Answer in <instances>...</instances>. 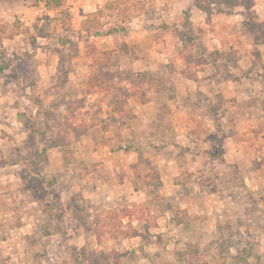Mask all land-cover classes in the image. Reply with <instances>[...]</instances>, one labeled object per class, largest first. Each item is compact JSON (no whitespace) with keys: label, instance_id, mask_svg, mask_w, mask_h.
<instances>
[{"label":"rangeland","instance_id":"374dc122","mask_svg":"<svg viewBox=\"0 0 264 264\" xmlns=\"http://www.w3.org/2000/svg\"><path fill=\"white\" fill-rule=\"evenodd\" d=\"M250 1L243 0V5ZM107 5L81 20L72 15L69 0L57 8L46 0H0V100L13 110L12 116L0 117L9 126L0 128V157L26 158L19 188L26 190L24 183L34 191V200L21 192V203L12 210L3 202L7 197L0 195V264H264L261 174L259 181L247 183L241 180V170L217 161L194 174H181L178 186L170 180L158 184V150L149 153L134 140L111 147V138L105 137L109 130L118 133V120L125 125L132 119L125 108L122 79L131 80L132 93L174 95L175 84L178 94L196 92L199 105H206L210 119L220 125L216 110L229 98L222 96V84L201 78L208 74L224 81L233 76L255 78L258 73L262 78L254 87L264 89V52L203 57L184 47L161 69H112L114 56L96 48L100 37L113 28L107 9L124 8V21L136 9L124 0ZM248 16L247 23L263 45L264 21L253 19L252 12ZM245 42L250 43L246 38ZM206 62L211 68L200 70ZM198 78L197 85L187 80ZM247 100L243 97L239 110L247 112ZM11 125L13 131L18 126L16 137ZM116 146L126 151L108 153ZM186 149L182 147L179 155L184 162ZM48 154L55 163H47ZM112 155L118 160L115 165H110ZM135 158L146 163V177L135 178L141 172L131 163ZM115 166L120 168L117 173L111 170ZM75 168L79 171L73 173ZM87 169L99 170L91 179L82 177ZM255 182L262 185L259 193L251 190ZM190 183H197L195 191L204 189L212 197L191 195ZM2 186L1 190L9 188L10 183Z\"/></svg>","mask_w":264,"mask_h":264},{"label":"crops","instance_id":"0c3cea01","mask_svg":"<svg viewBox=\"0 0 264 264\" xmlns=\"http://www.w3.org/2000/svg\"><path fill=\"white\" fill-rule=\"evenodd\" d=\"M110 1L114 0H69V3L71 4L70 9L73 11L72 15L77 14V17L82 20L86 19L89 14L103 8ZM124 1L132 7V10L136 9V11H132L131 14L133 15L127 16L128 20L125 17L126 21H124L123 16H121V13L125 12L124 8L116 9L113 12L107 9L113 27L117 23L124 22L121 24L122 27L117 24L118 30L112 28V30L106 31L96 46L98 52L106 51L109 55L114 56L116 63L113 62L112 69H161L170 63V58L173 55L182 53L184 47L187 50L198 51L203 57L210 53L221 54L224 52L238 55L245 52H255L256 56L258 54L262 56L264 52V44L262 45L261 41L256 39L257 33L252 30L254 27L250 26L251 23H249L250 25L247 23L248 14L251 12L256 15L253 19L258 22L264 21V0H251L250 4L245 6L243 0L212 2L209 4L211 9L209 14L201 8L198 0ZM95 36L98 37L99 35H93V37ZM117 37L119 43H117ZM245 38L250 43H246ZM209 65L210 63L206 62L200 70L209 69ZM212 68H214L213 65ZM200 70L197 71V75ZM256 75L255 78H248L247 76L236 78L233 76L224 81L216 80L215 77L208 78V74L201 78L204 82L215 84L218 87L222 84L221 94L224 98H229L228 103L219 104L220 106L216 110L220 111L217 112L220 117V125L217 126L215 120L212 117L210 119L212 113L205 110L206 105H202L203 107L199 105L201 102H199L196 92L178 94L175 84L173 89L176 92L174 95L158 92L132 93L131 80L122 79V88L127 94L125 108L132 113V119L125 125H121L118 120L119 131L115 135L110 130L106 131L105 137L111 138L107 142L111 147H114L115 142L128 140L127 142L130 143L131 140H134L139 141L148 151L158 150L154 152V156L158 157V161L155 160V163L156 169L160 173V179L167 184L170 180L173 186H178L181 174H194L201 166L206 167V165H211L217 161L226 167L231 166L237 171L241 170L240 177H243L241 180L247 183L256 181L259 174H261L263 178L261 180L264 182V89L258 86L254 87V83H259L257 78H262L261 74L257 73ZM199 78L198 80H187L197 85L198 82H201ZM224 82L230 83L231 87L224 88ZM240 87L245 88L246 92L241 93ZM109 97L110 94L107 95V98ZM243 97H246L247 101H251L245 107L247 112L239 110L243 107L241 106ZM12 111V109L2 106L0 100V117L12 116ZM15 111L17 113V110ZM115 116L119 117V115ZM2 125H5L6 128L9 127L0 121V128ZM17 128L16 125L13 131V126L10 127V133L12 135L14 133L15 137L17 136ZM109 132L113 137L109 135ZM10 140H12L10 147H13V139ZM77 144L80 146L81 142ZM117 146L113 151L109 150L108 153L126 151L119 147L117 150ZM14 147H18L17 138H14ZM182 147L187 148L186 152L183 153H186V162L179 159ZM130 150H134L133 147ZM139 151L140 148L135 150V154ZM212 151L218 156L212 154ZM149 153L151 152L149 151ZM142 154L146 156V152ZM163 155L164 159L159 160ZM17 158L6 161L5 157H0V162H2L0 163V195L7 197L4 198L3 202L11 206V210L21 203L17 198L23 191L27 193L28 198L33 196L34 200V191L31 188L24 183L22 186L26 190L19 188V183L22 182L21 177L24 175L21 170L29 161L26 158L20 159L18 156ZM111 158L113 159L110 160L112 162L110 165H115L118 161L117 157L112 155ZM46 159L47 163L48 161L55 163V158H50L49 154ZM77 161L80 162L78 158ZM105 163L107 162L105 161ZM131 163L137 164V169L142 172H138L140 174L136 172L135 178H138V175L141 178L146 177L145 168L147 166L144 161L141 162L140 159L135 158ZM119 169V166L111 168L114 173H117ZM98 170H82V177L86 175L92 179ZM74 171L73 173H76L79 170L75 168ZM202 171L205 173L206 170L202 169ZM3 182H9V188L1 190ZM190 184L193 185V189L190 191L191 195H201L205 199L212 197L210 195L213 194L210 191V193L204 189L199 192L195 191V184L197 183ZM254 184L251 185L254 186ZM259 187H262L261 183L255 185L251 190L258 192L262 190ZM42 191L44 194H48L47 190L46 192L45 190Z\"/></svg>","mask_w":264,"mask_h":264},{"label":"trees","instance_id":"16d2710c","mask_svg":"<svg viewBox=\"0 0 264 264\" xmlns=\"http://www.w3.org/2000/svg\"><path fill=\"white\" fill-rule=\"evenodd\" d=\"M222 1H226V2H228L229 0H208V1H204L203 3L202 2H200V1H198L200 4V6H201V8L207 13V14H209L210 12H211V9H210V6H209V4L210 3H212V2H217V3H220V2H222ZM46 2H48V4L50 5V6H52V7H54V8H57V7H60V6H62L63 5V0H46ZM105 7L107 8V7H109L108 5H107V3H106V5H105ZM109 10H112V9H109ZM85 23H87V22H85ZM88 24V23H87ZM114 28V27H113ZM112 30V29H111ZM116 30V29H115ZM87 31V30H86ZM92 31L93 30H91V31H88V34L90 35V34H92ZM110 31V30H109ZM97 35V34H96ZM48 144V146L50 145H54V144H51L50 142H48L47 143ZM0 163H2V162H0ZM157 179V183L158 184H160V182H162L161 181V179L160 178H156ZM74 204H73V206L76 208V210H78V211H80V212H82L83 211V209L82 208H80L79 207V205L76 203V202H73ZM70 205V203H68V205L67 206H69ZM67 208V207H66Z\"/></svg>","mask_w":264,"mask_h":264},{"label":"built area","instance_id":"2783aa9c","mask_svg":"<svg viewBox=\"0 0 264 264\" xmlns=\"http://www.w3.org/2000/svg\"><path fill=\"white\" fill-rule=\"evenodd\" d=\"M20 13L22 12V10L19 11Z\"/></svg>","mask_w":264,"mask_h":264}]
</instances>
